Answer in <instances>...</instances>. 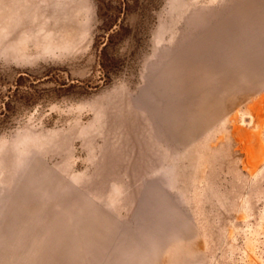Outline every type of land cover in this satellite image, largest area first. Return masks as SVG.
I'll return each instance as SVG.
<instances>
[{
  "label": "rangeland",
  "instance_id": "obj_1",
  "mask_svg": "<svg viewBox=\"0 0 264 264\" xmlns=\"http://www.w3.org/2000/svg\"><path fill=\"white\" fill-rule=\"evenodd\" d=\"M0 264H264V0H0Z\"/></svg>",
  "mask_w": 264,
  "mask_h": 264
},
{
  "label": "bare ground",
  "instance_id": "obj_2",
  "mask_svg": "<svg viewBox=\"0 0 264 264\" xmlns=\"http://www.w3.org/2000/svg\"><path fill=\"white\" fill-rule=\"evenodd\" d=\"M36 147V146H35ZM40 147V146H39ZM38 158V157H37Z\"/></svg>",
  "mask_w": 264,
  "mask_h": 264
}]
</instances>
